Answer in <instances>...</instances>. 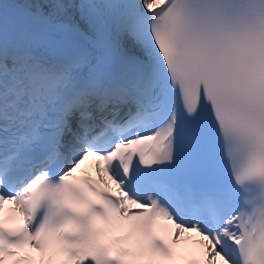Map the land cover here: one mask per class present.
I'll return each mask as SVG.
<instances>
[{
  "label": "snow or ice",
  "instance_id": "1",
  "mask_svg": "<svg viewBox=\"0 0 264 264\" xmlns=\"http://www.w3.org/2000/svg\"><path fill=\"white\" fill-rule=\"evenodd\" d=\"M13 7L0 264H264V0Z\"/></svg>",
  "mask_w": 264,
  "mask_h": 264
},
{
  "label": "bare ground",
  "instance_id": "2",
  "mask_svg": "<svg viewBox=\"0 0 264 264\" xmlns=\"http://www.w3.org/2000/svg\"><path fill=\"white\" fill-rule=\"evenodd\" d=\"M23 2L24 0H0L1 5L11 8L14 12H15V8L13 6Z\"/></svg>",
  "mask_w": 264,
  "mask_h": 264
}]
</instances>
